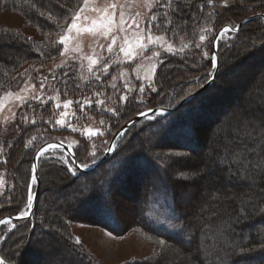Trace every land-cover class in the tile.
<instances>
[{"label": "trees", "instance_id": "obj_1", "mask_svg": "<svg viewBox=\"0 0 264 264\" xmlns=\"http://www.w3.org/2000/svg\"><path fill=\"white\" fill-rule=\"evenodd\" d=\"M236 1L241 2V0ZM249 1L257 3L254 6L246 5V8L253 10V12L238 18H236V15L229 14L232 10L231 7L222 8V12L219 11L218 15L215 11L214 15L217 16V23L222 20L228 21L221 23L215 31L225 24L233 26L248 16L264 12V0H243V2ZM30 3H35L36 7H30ZM30 3L25 4L24 0H4L1 3L2 7L20 14L25 19V23L33 27L39 34L40 39L15 30L0 29V37L11 40V44H15L11 50H8L7 60L0 63V93L5 90L7 84L18 79L19 71L24 65L42 64L59 56V52L51 46L50 40H53V33L59 30V26L65 20L63 15H60L58 20L53 23L47 20V15L49 12L54 14L64 12L71 7V4L67 3L66 0H30ZM61 4L64 5L63 9L60 8ZM182 7L184 8V14L177 22L185 26L186 31H183L184 34H189L194 24L200 25L203 18L211 10V6L202 3V0H193L191 7L185 2ZM41 11L45 13L44 16H40ZM194 15L198 17L196 21L192 19ZM37 23H39V28ZM249 24L252 25V28L244 31ZM5 30L7 35H5ZM16 33H19V38L15 36ZM188 36L186 35V37ZM28 37H31V41L26 39ZM231 37L230 40H227V47L231 48L223 49L224 43H218L217 54L221 65L216 75V82L218 83L227 80L225 72L228 67L224 66V60L237 61L242 57L246 47L253 46L252 41L264 38V20L259 17L250 19L241 26L239 33L231 34ZM262 45H264V40L259 42V46H255V50H261L258 53L263 56L264 46ZM249 55L252 56L254 53ZM258 58H261V55ZM183 60L178 56H168L163 60V64L159 66L155 76L157 91H150V94L145 97L146 108L164 107L165 101L161 97L170 94L183 83L181 81L176 82V76L174 75L179 72V65H184L187 62L186 59L185 62ZM209 62L211 63L210 57ZM169 63L173 67L166 68L168 76L170 78L171 74L174 75L172 81L175 83V87L172 86L170 93L164 90L168 85V78L164 75L161 79L160 74V70ZM163 69L165 70V68ZM247 82L245 80L240 85V90L245 89ZM227 88L229 87L221 83L218 86V90L222 92L226 91ZM255 90L256 92L252 93V97L258 99V95L261 94L262 96L264 94V85H256ZM209 91L210 89L205 90L178 111L160 116L156 121L144 125L127 140H124L125 142L115 149L111 157L92 172L81 174L78 171L76 175L69 174L66 165L57 160L54 164H47L41 168L39 159L40 185L32 216L29 219H19L11 223L16 225L13 230L18 231L20 236V238L15 239L18 244L17 253L15 252L17 257L7 260L3 255L4 242L11 237L9 232L6 239L0 242V257H3L8 263L20 264L19 258L29 253L34 255L33 264H41L42 248L39 247L40 239L35 237V232L39 229L43 235L53 234L56 238L52 236L53 239L57 240L55 242L62 241V246L70 253L69 264H100L89 256L87 259L84 254L70 245L66 238L57 235V232L69 235L67 228L64 226L65 221L78 220L88 223L89 220V222L106 229L114 235H122L132 227L156 240L163 239L166 241V244L159 247L150 258L140 260V264L150 263L148 260L153 264H163L167 257L171 256L177 257L182 262L191 260V263L188 264H264V249L261 248V244H264V214L261 213V209L264 208V173L256 176L255 183L250 184L252 188L249 187L244 190L242 186L236 183L240 178L234 174L236 172L235 166L233 165L231 171L229 170V161L233 159L232 154L234 152L241 149L246 151L245 144L250 147L254 146L249 141L247 135L249 132L253 134L256 141H259L260 119L264 117L262 114L263 109L258 105H253L252 111H255V121L257 123H242L244 110L239 108V104L240 102L245 103L249 97L236 94L235 100L238 101V104L235 107L239 110L233 109L228 113L224 111L221 113V111L220 116H222H212L214 117L213 120L201 117L202 114L195 116L193 109L201 107L200 101ZM227 100L223 98L217 109H226L228 107L225 105ZM224 105L226 108H223ZM206 109L210 110L208 108L203 110L207 111ZM121 124L112 131L111 135L119 129ZM215 129H218V132H215ZM29 130L27 128L22 134L26 135ZM221 130L225 136L219 134ZM231 131H234L232 132L234 135L232 138H230ZM51 135H54V133ZM50 141H63L70 145L78 162H81L78 147L63 137L46 139L28 154L22 151L20 145H18L16 154L22 155L23 164L18 168L15 165H3L2 172L5 173L7 178H13L15 171L18 174V180L23 181L26 178V194L31 179L33 154L42 144ZM56 150L60 151L57 148ZM174 152H184L183 154L187 158L179 160L173 158L167 163H161L157 160L158 154L164 156L167 160V154ZM193 153L202 154V157L208 160L218 162L219 159L223 161V163L217 164L218 174L214 176L216 178L214 184L218 189L213 191L204 206H198V211L191 208L187 209L183 205L177 189L185 183L179 182L178 176H176L180 169L193 168L201 164V159H198L196 164L193 163L194 158L190 157ZM27 156L29 157L28 163L26 162ZM250 158L258 159L255 154H252ZM45 171L48 186L56 188L52 192H57V194L56 197L47 199L44 202V198L47 197L44 194L46 189L42 186ZM224 174L233 184L224 180ZM92 176L94 181L90 182L87 178ZM185 184L189 185V183ZM196 187L195 185V191L197 190ZM102 190L111 191V200H105ZM69 193L71 196L74 194L70 200L67 198ZM117 197L131 202L129 210L132 220L129 228L126 227L128 220H123L120 216L116 201ZM21 199H23L22 193L19 197V200ZM43 202L44 205H42ZM195 203L199 205L198 202L195 201ZM16 205L17 203L7 206L6 209L11 210ZM106 208L112 210L115 216L114 219L104 211ZM72 209L74 212L71 215L66 214L67 210L71 211ZM11 215H16V212L3 213V210H0V218ZM157 221L168 222V229H162ZM172 225H178L183 230L178 231ZM7 226L1 225L0 230L3 231ZM242 249H250L251 251H246L241 255ZM127 264H135V262Z\"/></svg>", "mask_w": 264, "mask_h": 264}, {"label": "rangeland", "instance_id": "obj_2", "mask_svg": "<svg viewBox=\"0 0 264 264\" xmlns=\"http://www.w3.org/2000/svg\"><path fill=\"white\" fill-rule=\"evenodd\" d=\"M82 3V0H80ZM105 2V0H99V3L102 5ZM256 2H239L236 1V3L231 7L232 10H230L229 14L236 15V18L247 15L249 13H252L253 10H250L249 8H246V5H256ZM133 11H146L143 7V0H140L139 3L133 4ZM217 15L219 14V11L222 12V8L217 6L215 9ZM215 14V13H214ZM211 17L210 20H206L203 18V21L200 23V25L204 27L211 26L213 28V31L208 33L206 36L205 46L202 48H196L195 43L199 42L198 37L200 34V29L197 27L195 29V34L190 30V33L181 32L179 33L174 39L171 38V33L166 34L169 37V42L174 43L176 47H179L182 43H188L189 47L183 52H177L175 55L165 53L161 50V57L164 60L168 56H178L184 59L183 61L187 62L184 63V65H179V72H176L174 75L176 76V82H183L180 84L179 88H175L172 92V86L175 85L171 79L169 78L168 70L166 68L173 67L171 63L166 64L162 70H160L161 79L164 77L168 78V85L164 88L166 92H171L170 94H167L166 96L161 97L164 99L165 104L162 108H172L174 107L177 102L186 96L193 93L196 89L200 87V84H204L206 81L209 80V78L212 76H209V72H214L212 69V65L209 62L208 59H204L203 52H209V57L212 53V41L213 36L215 34V29L221 25V23L228 22L227 20H222L220 22H216L217 16ZM196 21V20H195ZM71 23V16L68 17L67 21H64L59 26V30L57 32L53 33V40L58 39L59 35H62L63 32L61 29H66L67 25ZM228 24H225L223 26H226ZM231 26V25H229ZM220 26L219 28H221ZM9 29V30H15L21 33H24L26 35H30L31 37H34L36 39H40L39 34L34 30L33 27L28 26L25 23V19L18 13L14 11H10L4 7H2V4L0 3V29ZM218 28V29H219ZM252 28V25L249 24L247 28L244 31L250 30ZM215 31V32H214ZM242 31V32H244ZM214 33V34H213ZM158 35L164 34V33H156ZM186 35H189L186 37ZM213 37V38H212ZM227 40H221L220 42H223V49L224 48H231L227 47ZM264 38H259L257 40L252 41L253 46L252 47H246V50L243 51L242 57L238 59L237 61H227L224 60V66L228 67L226 70L225 77L227 80H224L223 82H216V78L212 84L216 82V84L210 88H208L206 91L210 89L208 94L201 99L200 105L201 107L199 109L195 108L193 109V113H195V116L204 117L206 119L213 120L214 117L220 116L223 111L225 113H228L231 110H239V108L244 110V116L241 120L242 123H257L255 111H252L253 105H258L261 107L262 114L264 115V94L259 96L258 99H253L252 93L256 92L255 88L256 85H264L263 84V77H264V55L262 56L259 50H255V46H259V42H262ZM82 47H83V53L85 55H91L93 52L95 53H102L105 57L109 55L106 50L101 49L99 47V44H106L108 41L100 40V41H93L90 38H83L81 41ZM11 40H5L0 37V63L4 60H7V52L8 50H11L15 44H11ZM71 46V45H70ZM218 48V46H217ZM221 53V52H220ZM250 53H254V55L250 56ZM264 54V53H263ZM71 55L77 56L79 54L72 53ZM148 55H151V53H148ZM261 58H258L260 57ZM116 56L119 57L121 61L124 60L123 54L118 52V48L116 51ZM218 56V54H217ZM114 58H116L114 56ZM186 59V60H185ZM65 58L61 57L60 54L58 57L51 59L49 62L45 63H34V64H26L24 65L20 71L18 79L12 81L10 84H7L5 90H3L0 93V96L3 95L5 91H12L13 93H19L20 95H24L23 92H20V89L27 88L31 84L35 83V92H39L41 96H43L46 103L44 105L39 104L36 101H30L32 107L30 108H24V107H18L19 101L15 100L14 98H6L5 99V106L3 109H0V180L3 182L0 183V210H3V213H15L16 215L11 216H17L20 214L21 211L27 210V196L29 194V189L27 190L26 194V187L25 182L26 178L22 180H18V174L15 171L13 178H7L5 176V173L2 172L3 165H15L17 168L18 166L22 165V155L19 156L17 153L18 145L21 148L22 151L26 152L27 154L32 152L34 148L39 145L41 142H43L46 139H52L54 137H63L65 140L69 141L71 144L78 147V153L81 162L79 163L76 156V161L78 164L87 163L90 166L93 164L91 156V153L93 151L96 152L95 161L105 152V150L108 147V144L110 142V139L112 138L113 134L111 135L112 131L115 130V128L120 124L127 121L126 119H130L134 115L148 109L146 108L147 105H145V97L150 94V88L147 87L148 82L144 81L142 78L147 74L150 75L151 73L148 72V68L150 66V62L147 60H144L142 58H137L136 60L129 62V63H119V64H113L109 67V74L105 76L101 72H97V75L100 76V80L96 81L94 77L91 76L87 72L88 67V61L84 60L81 62L79 58L75 60H68L65 63V66L63 68L64 72L69 73V77H64L61 75V68L58 67L61 65L62 61H64ZM211 60V59H210ZM219 60V58H218ZM241 60V61H240ZM155 62V61H152ZM81 63L83 64V67H81ZM1 65V64H0ZM68 65H71L69 67ZM171 65V66H170ZM176 66V65H175ZM212 69V70H211ZM159 70V66L157 67L156 73ZM210 70V71H209ZM219 71V70H218ZM121 72H124V77L119 78V74ZM167 72V73H166ZM26 73V74H25ZM25 74V75H21ZM53 75L59 76V80H53ZM88 76L90 82H85L80 79L81 76ZM48 77L47 80L44 81V83L47 85V87L41 91L40 90V82L43 80L44 77ZM113 76H117L118 79L116 81L117 88H112V78ZM137 77H140L141 79H138ZM197 78L198 81H197ZM67 79V83L71 85V87L65 89L63 84H60V81ZM247 80L248 82L245 84L246 87L244 90H240V85ZM27 81V83H25ZM125 81L129 82V87L132 88L131 92H128L124 88ZM145 83L146 91L145 93L141 94L139 92V87L141 83ZM204 82V83H203ZM226 85L229 88H227L226 91L222 92L218 90V86L220 85ZM60 84L61 91H66L67 95H63L61 97V107L59 109L56 108L57 100L55 99V91L53 90V85ZM76 84H80L81 87L77 88L75 87ZM199 86V87H198ZM175 87V86H174ZM198 87V88H197ZM96 91H100L103 93V95L97 97L94 95ZM203 93V92H202ZM200 93V94H202ZM199 94V95H200ZM239 94L240 96H247L249 97L248 100L246 99L245 103L240 102L239 108H236L235 106L238 104V101L235 100V95ZM121 95H127L129 99L126 101H120L119 96ZM49 97H52L51 102H47ZM198 97V95L196 96ZM195 97V98H196ZM85 98L90 99L93 103L91 106L85 105L83 112H81L80 107L78 104L74 103L69 111V116L65 118L66 124L64 126L56 125L55 120L60 118V113L65 111V109L62 106L63 100L71 99L74 102L79 101L81 104L84 103ZM141 98L143 102H141ZM194 98V99H195ZM228 99L226 101V106H223V110L217 109V106L222 103V99ZM97 99L104 100L105 103L103 105H97L95 101ZM193 99V100H194ZM180 100V101H181ZM192 101V100H191ZM190 102V101H189ZM188 102V103H189ZM187 103V104H188ZM227 103H229L227 105ZM139 104L138 106H136ZM187 104L183 105L182 107L186 106ZM134 106V108H132ZM166 106V107H165ZM181 107V108H182ZM107 108H113V109H119L118 112H108ZM179 108V109H181ZM208 108L210 110L204 111L203 109ZM216 108V110H214ZM35 109V111H33ZM133 109L134 111H132ZM178 109V110H179ZM176 110V111H178ZM204 112H200V111ZM222 111V112H221ZM75 113L73 116L72 113ZM219 112V113H218ZM221 112V113H220ZM12 113H15V119H12ZM86 113V115H85ZM173 113V112H172ZM257 113V112H256ZM186 114V112H184ZM27 115L29 121L36 120V124L32 125L30 123H24L21 119L22 116ZM132 115V116H131ZM169 115V114H168ZM193 115V114H192ZM161 115H152L150 118H145L130 127L125 134L116 140L115 143V149L117 147H120L124 140H127L129 137L133 135V133L137 132L139 129H141L144 125L154 122L160 117ZM190 116V115H189ZM214 116V117H212ZM222 116V115H221ZM220 116V117H221ZM7 118V119H6ZM101 120L104 121L103 124H101ZM125 120V121H124ZM224 120V119H223ZM124 121V122H123ZM41 123V124H40ZM71 124L72 126H75L76 128L80 129V131H72V128L68 125ZM121 124V125H122ZM29 128L30 130L26 132V135H23L22 132ZM84 128H91L92 130L99 129L101 132H103V136L97 134L96 136L89 137L86 133L83 132ZM117 130V129H116ZM215 132H218V129H215ZM234 131H231L230 138H232L234 135ZM54 135H51L53 134ZM221 136H225L224 132L219 133ZM22 136V137H21ZM32 137H36V140L33 142V144L29 145L28 147H25L27 142L32 139ZM122 139V140H121ZM107 141L108 143H104ZM17 144V146H15ZM36 151V150H35ZM35 153V152H34ZM175 153V152H174ZM182 153V152H180ZM184 153V152H183ZM34 155V154H33ZM63 156L65 160L68 161L67 164H65L63 161L59 159V157ZM190 157H193V163L196 164L198 162V159H201V164L198 166H194L193 168H184L180 169V172H184L185 177L178 176L179 182H185L189 183V185H196L197 190H194V186L186 185L185 183L180 186L178 189V194L180 199L183 201V205L188 209L191 208L192 210L198 211V206H204L206 204L208 198L213 194L214 190H217V186L214 184L216 178L215 175L218 174L217 172V161L208 160L205 157H202V154H195L193 153ZM202 157V158H197ZM28 156L26 158V162L28 163ZM196 159V160H195ZM206 159V160H205ZM59 161L60 163H64L67 168L69 167H75V165L72 164V159L70 156L60 149H51L48 153L45 154L44 158H40V166L41 168L47 164H54L55 161ZM39 161V160H38ZM25 162V163H26ZM32 162V161H31ZM32 165V164H31ZM102 165V164H101ZM100 165V166H101ZM99 166V167H100ZM201 169H205L203 175L193 177V173L196 171H199ZM67 171V170H66ZM188 172V173H187ZM71 174V172H69ZM187 174V175H186ZM32 175V174H31ZM46 171L44 172V177L42 179V186L46 189L44 194L47 196L44 198V202L47 199H51L56 197L55 195L57 192H52L53 189H56L52 186H48V183L46 181ZM226 175L224 174L223 177ZM71 178V177H70ZM94 177H88L90 182H93ZM224 180L228 183H231L232 181H229L226 177ZM97 181V180H96ZM99 182V181H98ZM144 182V181H143ZM31 179L30 183L31 184ZM235 183V182H234ZM237 185L242 186L245 190L246 188H252V185H250V182L244 181L239 179L236 181ZM233 184V182L231 183ZM63 185V184H62ZM144 185V184H143ZM20 188V190H19ZM35 183L32 184V195L34 192ZM228 189V188H227ZM22 193L23 199L19 200L20 194ZM71 193V192H70ZM70 193L67 195L68 200H70L74 194L71 196ZM26 194V197H25ZM25 197V198H24ZM117 206L120 210V216L123 220H128V225L126 224V227H130V221L132 220L131 212L129 210V206L131 202L122 198L117 197ZM196 202H198L199 205H196ZM44 202L42 205H44ZM17 205L13 209L7 210L6 207L16 204ZM196 206V207H195ZM73 209L71 211L66 212V214H72ZM4 217V216H3ZM15 221V220H14ZM12 222V221H11ZM12 225H8L4 228V230H0V237H3V239H0L1 241H4L6 239V235H8V232L10 233L11 237L9 240L4 242V248H3V255L5 258L8 259H14L16 258L17 253V246L16 243L17 240L20 238L19 232L16 230H13ZM64 226L67 228V232H69V235L66 233L57 232V235L66 238V240L75 247L79 252L84 254L87 259L88 256L100 264H127V263H134L140 264V260H144L146 258H150L153 253H155L156 250H158L161 245L158 243V239L155 238L149 239V236L145 234L144 232H141L139 229L130 227L127 231H125L122 235H108V231L102 227L96 226L95 224L89 222H83V221H76V220H69L64 222ZM12 228L11 231L8 229ZM55 229V228H54ZM57 229L59 230L58 226ZM52 235H43L41 234L40 230L38 229L35 232V237L40 239L39 247L42 248L41 254L42 260L41 264H69L70 260V253L62 246V241L59 240V242H55L57 240L53 239ZM75 237H79L81 244L77 245L74 241ZM115 237V238H114ZM55 238V237H54ZM56 239V238H55ZM50 249V250H49ZM51 249L53 250L51 252ZM16 252V253H15ZM15 253V255H13ZM192 254V253H191ZM34 255H31L27 253L25 256L23 255L22 258H19L20 264H33V258ZM151 263L150 260H148ZM7 264H13L12 262ZM191 263V260L182 262L181 260L177 259V257H167V260L163 264H188ZM79 264V263H77Z\"/></svg>", "mask_w": 264, "mask_h": 264}, {"label": "snow or ice", "instance_id": "obj_3", "mask_svg": "<svg viewBox=\"0 0 264 264\" xmlns=\"http://www.w3.org/2000/svg\"><path fill=\"white\" fill-rule=\"evenodd\" d=\"M4 0H0V3H3ZM67 3L71 4V7L66 9L64 12L52 13L49 12L47 15V20L55 23L60 15H63L64 20L67 21L68 16H71V23L67 25L66 29H61L63 32L62 35H59L58 39L50 40L51 46L59 52L61 57H64L65 60L62 61L61 65L58 67L61 68V75L64 77H69V73L64 72L63 68L65 63L68 60H75L79 58L81 62L84 60L88 61L87 72L91 74L92 77L95 78L96 81L100 80V76L97 75V72H101L105 76L109 74V67L113 64L119 63H129L136 60L138 57L150 62V66L148 68V72L150 75H145L142 79L147 81V87L150 88L152 92H156L157 88L155 86V76L157 67L163 64V59L161 57V50L165 53L175 55L177 52L183 53L188 47V43H182L179 47H176L174 43L169 42V37L166 35L171 33V38H175L179 33L186 31L184 25L178 23L179 18L184 14V8L182 5L186 2L189 7L192 6L193 0H143V7L146 11H133V4H137L140 0H105V2L101 5L99 0H66ZM25 4H29L30 0H24ZM202 3L211 6V10L207 13L205 17L206 20H210L213 14L215 13V9L217 6L221 8H228L236 3V0H202ZM243 3V0H241ZM6 6V5H5ZM30 7L35 8V3H30ZM60 8L63 9L64 5L61 4ZM45 13L43 11L40 12V16H44ZM256 15L264 20V12L256 13ZM192 19L195 21L198 19L197 16H193ZM37 27L39 28V23H37ZM199 27L200 34L198 37V41L195 43L196 48H202L205 46L206 36L208 33L213 31L211 26L204 27L202 25L193 26V33L195 34V29ZM241 30L240 24H236L233 26H226L222 28L219 34L215 37V41L212 42L213 46H218V42L221 40L228 39L230 40L231 34L239 33ZM156 33H164V34H156ZM5 35H7V31L5 30ZM15 36L19 38V33H16ZM90 38L93 41H108L106 44H99L101 49H104L109 53L107 57H105L102 53L98 54L93 52L91 55H85L83 53V47L81 44V40L83 38ZM28 41H31V37L26 38ZM71 45V46H70ZM264 46V45H262ZM118 48V52L123 54L124 60L121 61L118 56H116V51ZM72 53L79 54L77 56L71 55ZM151 53V55H148ZM114 56L116 58H114ZM204 59L209 58V52H203ZM211 65L213 70H219L220 63L218 61L217 55L215 53H211L210 55ZM155 61V62H152ZM71 67V65H68ZM81 67L83 64L81 63ZM26 74V73H25ZM25 74H21L22 76ZM124 72L119 74V78L124 77ZM209 75H212V72H209ZM141 79L140 77H137ZM48 77H44L40 82V90L43 91L47 85L44 83ZM53 80H59V76L53 75ZM81 80L85 82H90L88 76H81ZM118 77L113 76L111 87L117 88ZM199 78H197L198 81ZM27 83V81H25ZM60 84H63L64 88L67 89L71 87L67 83V79L60 81ZM60 84L53 85V90L55 91V99L57 100L56 108L59 109L61 107V97L63 95H67L66 91H61ZM75 87H81L80 84H76ZM124 88L131 92L132 88L129 87V82L125 81ZM35 83L31 84L27 88L20 89V92H23L24 95H20L19 93H13L12 91H5L2 96H0V109H3L5 106L6 98H14L19 101L18 107L30 108L32 107L30 101H36L41 105H44L46 101L43 96L39 94V92H35ZM146 87L145 83H141L139 87V92L141 94L145 93ZM95 96L99 97L103 95L100 91H96L94 93ZM52 97H49L47 102H51ZM129 99L127 95L119 96L120 101H126ZM141 102H143L141 98ZM78 104L81 112H83L85 105H92V101L88 98H85L84 103L81 104L79 101H73L71 99L63 100L62 106L65 111L60 113V118L55 120L56 125L64 126L66 124L65 118L69 116V109L74 104ZM97 105H103L105 103L104 100L97 99L95 101ZM108 112H118L119 109L107 108ZM35 111V109H33ZM152 111V109H149ZM157 114H162V112L158 111ZM74 116L75 113L73 112ZM86 115V113H85ZM141 115L147 116V113H141ZM16 114L12 113V119H15ZM150 118V117H149ZM7 119V118H6ZM24 123H30L32 125L36 124V120L29 121L28 116L24 115L21 117ZM104 123L103 120L100 122ZM72 128V131H80V129L68 125ZM83 132L86 133L89 137L96 136L97 134L103 136V132L99 129L92 130L91 128H84ZM125 133L122 131L118 134L117 139L122 137ZM249 141L254 146L250 147L248 144H245V149L238 150L234 152L233 159L229 161V170L231 171L232 166H235L236 172L234 174L238 175L241 180L249 181L250 184H254L256 181V176L261 173H264V117L260 119V139L256 141L255 137L251 132L248 134ZM36 140V137H32L31 140L27 142L25 147L33 144ZM104 143H108L105 141ZM62 145H57L54 143H49L45 147H40L36 152V158H44L45 154L49 152L51 149H56L57 147H61ZM115 142H113L109 147H107V152H112L115 148ZM252 154H255L256 158H250ZM93 157L92 163L95 164V156L96 152L93 151L91 153ZM168 159L166 160L164 156L157 155V160L161 161V163H167L169 160L173 158L186 159L185 154L180 152L167 154ZM61 161L65 164L68 163L67 160L64 159L63 156L59 157ZM218 163H223L222 160L218 159ZM72 164L75 167H69L68 171L73 175H76L80 169H87L90 167L87 163L76 164L75 161H72ZM205 169H201L199 171L194 172L193 177H197L203 175ZM31 184L28 185L29 194L27 196V205L24 211H21L17 219L22 217H27L30 213L33 203V195H32V184L36 183L39 177L36 175L37 172V164L33 163L31 165ZM181 177H185L184 172H179ZM186 178V177H185ZM3 181L0 180V183ZM102 195L105 200H111V191L110 190H102ZM109 216L115 218L111 209L106 208L104 210ZM261 213L264 214V208L261 209ZM11 219L4 218L0 219V225H9L11 224ZM159 226L162 229H168V222L165 221H157ZM16 225H12V228H15ZM173 228H176L178 231H182V227L178 225H172ZM12 228L8 230L11 231ZM108 235H112L111 232L107 233ZM115 238V237H114ZM153 237L149 236V239ZM3 239V237H0ZM74 241L77 245L81 244L80 238L75 237ZM159 245L164 246L166 241L160 239L158 241ZM261 248L264 249V244H261ZM246 251H251L250 249H242L241 255H243ZM159 255V253H157ZM147 259V258H146ZM0 264H6V261L3 257H0Z\"/></svg>", "mask_w": 264, "mask_h": 264}, {"label": "water", "instance_id": "obj_4", "mask_svg": "<svg viewBox=\"0 0 264 264\" xmlns=\"http://www.w3.org/2000/svg\"><path fill=\"white\" fill-rule=\"evenodd\" d=\"M254 17H258V16L256 14L251 15V16H248V17L244 18L243 20H241L238 24H240V26H242L244 23H246L247 21H249L250 19H252ZM226 26H229V25H226ZM226 26H222L221 28H219L216 31V33L214 34L213 41H215V37L219 34L220 30L222 28L226 27ZM212 53H215L217 55V46L214 47L213 44H212ZM217 58H218V56H217ZM217 73H218V70H214L212 76L209 78L208 81H206L203 85H201L193 93H191L190 95L186 96L181 101H179L174 107H172V108L157 107V108H152V111H149V109H147V110H144V111H142V112L134 115L133 117H131L129 120H127L125 123H123L119 127V129L113 134V136L110 139V142L108 144V147L113 142L116 143L117 136H118V134L120 132H122V131L123 132H126L130 127H132L133 125H135L136 123H138L142 119L148 118V117H150L152 115H157V112L158 111L162 112V114H160L161 116H165V115L171 114L172 112H174V111L178 110L179 108H181L183 105L187 104L189 101H191L192 99H194L197 95H199L200 93L204 92L205 90H207L208 88H210L212 86V84H213V82H214V80L216 78ZM141 113H147V116L141 115ZM49 143H54V144H57V145H62L61 147H57V148L65 151L70 156V158L72 159V161L74 160L75 163L78 164L77 161H76V158H75V154H74V152H73V150H72V148H71L70 145H68L67 143H65L63 141H50V142H46V143L42 144L40 147H45ZM39 148L35 151V153L33 155V158H32V164L33 163H36L37 164V172H36V175L38 177H39V174H38V160L39 159L36 158V152L39 150ZM114 151H115V148H114V150L112 152H107L105 150V152L96 160L95 164H92L87 169H80L79 172L81 174H86V173H89V172L94 171L101 164H103L105 161H107L111 157V155L114 153ZM31 174H32V172H31ZM39 185H40V179H38V181L35 183V188H34V192H33V203H32V208L30 210L29 215L27 217H22V218H19V219L26 220V219H29L32 216L33 209L35 207L36 198H37L38 191H39ZM18 216L19 215H17V216H4V217H1L0 219L9 218V219H11V221H14V220H19V219H17Z\"/></svg>", "mask_w": 264, "mask_h": 264}]
</instances>
